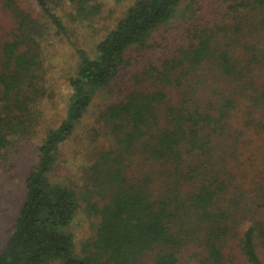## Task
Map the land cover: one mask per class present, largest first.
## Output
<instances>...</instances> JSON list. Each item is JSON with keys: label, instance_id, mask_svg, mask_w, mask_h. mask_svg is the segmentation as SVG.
Instances as JSON below:
<instances>
[{"label": "trees", "instance_id": "1", "mask_svg": "<svg viewBox=\"0 0 264 264\" xmlns=\"http://www.w3.org/2000/svg\"><path fill=\"white\" fill-rule=\"evenodd\" d=\"M65 1L78 22L99 12ZM52 31L77 67L0 264H264V0H137L91 52L49 0H0V164L34 128ZM100 95L84 185L52 183Z\"/></svg>", "mask_w": 264, "mask_h": 264}, {"label": "rangeland", "instance_id": "2", "mask_svg": "<svg viewBox=\"0 0 264 264\" xmlns=\"http://www.w3.org/2000/svg\"><path fill=\"white\" fill-rule=\"evenodd\" d=\"M137 0H94L99 7L95 18L88 22H78L71 17V7L65 0H49L51 7L65 22L69 37L79 48L88 52L95 49L98 42L113 29L127 10ZM42 75L44 93L38 97L34 109V128L25 139L15 141L0 164V252L4 250L18 217L26 195V180L37 164L38 146L49 129L55 128L65 116L70 95L68 78L75 73L77 56L75 48L67 37L52 31L44 44ZM108 99L100 95L94 100L89 113L79 126L75 136L62 147L59 161L51 174V182L84 185L86 169L92 163L86 143V133H92L98 112ZM88 145V144H87ZM93 146V144H91ZM90 151V150H89ZM84 165H87L84 166ZM77 252L83 244L94 238V221L81 211L72 226Z\"/></svg>", "mask_w": 264, "mask_h": 264}]
</instances>
